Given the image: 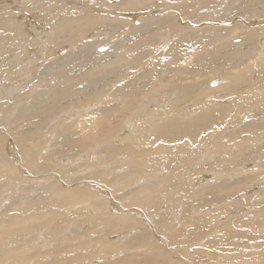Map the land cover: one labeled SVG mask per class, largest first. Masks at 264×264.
<instances>
[{"label": "rangeland", "instance_id": "obj_1", "mask_svg": "<svg viewBox=\"0 0 264 264\" xmlns=\"http://www.w3.org/2000/svg\"><path fill=\"white\" fill-rule=\"evenodd\" d=\"M4 1L9 5L18 6L13 4L10 0ZM39 1L40 0H23L21 5L22 8L26 6H30L31 8L37 7L35 10L31 11L35 14V17L39 19V16L47 14V11L44 9L42 13H40L41 15L39 14L40 5L36 4ZM120 1L122 2L124 0H115L116 5H118L117 3H120ZM161 1L163 4L166 1H168V3L163 5L160 4L162 3ZM173 1L174 0H150V2H147L148 5H145L148 7L158 5L157 8H160L150 15L154 18L153 21H158L160 18L163 19L165 16L170 15L171 12L169 11H177V14L174 15V30L181 24L185 26L186 31L193 30L196 32L194 24L190 26L188 25L189 22L182 23L177 19L181 15L179 12L183 5L181 6L178 4L176 5L177 7H173V5H170L175 3ZM205 1L208 3L209 0ZM179 2L182 4L184 2L190 4L194 3L193 5L198 7L196 0L195 2L194 0H179ZM107 3L110 4L111 2L107 1ZM196 6L190 8L184 7V11L182 10L184 15L185 13L187 14L188 11L189 14H193V17L198 18L202 13L204 16L213 13L212 11L210 13L207 8L204 10L201 7L196 9ZM168 7L170 9L169 11ZM201 9L202 11H200ZM51 11L52 13L56 12L53 8ZM198 12L200 13L199 16ZM207 12L210 14L206 15ZM150 16H148V18ZM1 20L10 24L19 22L17 17L7 16L5 11H0V21ZM115 23L116 25L113 24L114 26L112 23L100 24V26L102 25L101 29L105 28V30L98 38L111 41L113 46L119 44L121 46L120 49H114L113 52H116V56L117 54L120 56L121 54H119L118 51H124L128 54L131 62V54H133V51H130V49L133 44L137 42V38L145 40L144 36L139 32L135 33L136 35L134 34L137 38L132 36V28L133 26L136 27L139 25V20H134L133 24L127 22L118 26L117 24L119 23ZM234 23L235 21L224 24L220 23L218 25L222 27H231ZM218 25H215V27H219ZM201 26L205 25L201 24L198 27L200 28ZM49 28L50 30L52 29L51 27ZM129 29L132 33H129ZM204 29L206 30L203 32ZM30 31L34 32L31 28ZM199 31H202L203 34L205 33V36L201 32L199 33L200 35L197 34V36L193 37L195 39L194 41L185 38V40L183 39L181 41V44L184 43V47H187H185V51L182 50L183 46H181L182 49L178 47V51L176 52V54L178 53L179 55V57H176L177 63L184 61V57L188 58L191 54H194L191 55V57L196 55L194 58L196 61H200V58L205 56L206 49H208V53L216 54L219 50L225 49L228 41H231L230 39H233L232 43H236L237 40V36L235 37L237 31L234 34L231 33L227 38L219 32H217L219 34L210 32L207 27ZM211 34L212 36H209ZM203 36L204 38H202ZM89 37L87 38L88 40H84V42L86 41V45L89 44V42H94L92 41L94 40L92 35ZM159 41L157 42L160 43ZM203 41H205V43L208 42L207 45L209 47H204L205 43H202ZM212 41H215L214 44L211 43ZM185 42H192L195 44L187 45ZM229 44L231 43L229 42ZM154 46L152 45V47ZM170 46L171 43H168L163 48L169 49ZM52 47L59 49L56 45L50 44V42L48 45L44 41L45 50L46 48L52 49ZM82 47L83 43H79L78 48L74 50L70 49L72 53L75 55L77 54L78 57L76 60L71 59V57L56 60L57 56L54 55L53 52L47 51L46 54H44V52L41 51L42 57L38 58L36 62V64H38L37 72H44L42 73L43 77L41 75L42 80H40V82H46L47 86L53 84L54 81L72 85L70 91L73 92V90L79 89L78 91H81V95H85L82 97L84 98L83 103L86 104V108L82 106L83 103H80L81 101L78 104H73L74 101L71 100L70 102V100L65 99V94L64 96L58 95L55 97L59 108H61V106L69 107V105H72L70 106L72 109L78 107L76 112L78 114L69 121V118H67L66 124L68 125H72L73 122L78 121L79 117L87 119L93 115L91 113L93 112L92 110H96L97 108V111L101 108L103 111L106 110L105 112L101 110L103 114L96 113L93 115V117L95 116L98 120L103 119L107 115L117 116L115 112H118V116H120L123 114L122 111L124 106L133 101L131 97L127 96V91H131L133 88H142V86L145 88V84L141 79L143 77V79H145L147 75L149 77L145 80L146 82L148 79L150 80L152 76L150 82H154V80L156 82L155 78H157L160 73V75L163 76H166L167 72L171 74L176 64H168V61L159 59L160 69L157 68L158 66L156 65V69L154 67L156 71L151 69L153 67H147L145 64H143L140 69L131 70L128 67V61H124V63L123 60H121L123 62L121 66L120 59H117V57L115 58V52L108 54V56L95 57L92 55L93 53L90 47ZM190 47H193V49ZM196 47L198 50L200 49V51L196 50ZM202 47L204 48L201 49ZM211 48L212 50H210ZM96 49L101 51L110 50L111 47L109 44H106ZM65 50L66 48L60 50L58 56H60L63 51L65 52ZM263 54H261V56ZM92 57L100 61H96ZM159 57L160 55H156L155 59ZM64 59H66V61ZM155 59L147 60V62L149 64L154 61L157 62L158 59ZM253 61L256 62L257 60L255 61L254 58L252 62ZM261 61L258 65L259 69L256 68L258 66L251 63L253 64L251 68L243 69V71L239 70L240 72L237 71L238 69H230L229 71L231 72L229 73L231 77H226L221 81L211 80L209 83L212 84L213 87L217 86L213 91H203L198 95H195L196 93L191 91L192 96L186 101L187 103L185 102L186 104L184 103L182 105L183 107L181 106L182 109L179 106L177 109L170 110V113L163 112L164 114L162 113L160 118L152 119V117L149 118L147 116L152 109L150 110L148 108L149 106L144 107L145 101L143 100L144 102L142 104L133 107L132 110H135L127 115L133 118L135 115L139 114V116L144 118L146 122L144 121L143 123L144 129L142 128V134H140V137L137 139V137L132 136L129 132V134L124 133L122 135V133L116 130L110 131L107 136L110 140L109 144L112 142L110 148H108L111 151L105 149V147L97 141V136L93 137V139L91 138L87 142H82L83 137L75 134L74 129L68 131L66 133L67 135L63 137L59 132L61 128L55 130L59 125V127H61L60 123L56 126V123L54 124V129L50 134L46 128H32L33 120L30 121L28 119V121L25 119L23 122H18V125L21 126L20 129H13L9 126L7 123L9 115L7 114L15 113V111L12 110L13 107L18 104V102L15 104V98L24 92H32L31 87L37 81L36 75L24 89L21 87L19 93L12 95L10 98V100H12L9 105H7L8 109L6 108L4 113L0 116V128L2 127V130H0V154L2 159V161H0V264H142L144 261H147L149 264L150 262L148 261L150 260H145L144 258L147 257V255L151 257L156 248H161V250L164 249L163 251H165V256L167 258L166 264H178V260L180 262L182 261L181 264H184L183 261L185 257L187 258L186 263L188 264H212L213 262L214 264H264V173L261 172L264 170V162L261 161V163L260 160H257L259 163L256 164V162H252V164L244 162L245 160L243 161L246 149L249 155V149L246 147H250V144L253 146L251 148L253 151L260 148V146L262 148L264 147V123H259L256 130L250 129L245 131L244 129L246 123L249 124L251 121V123L257 121L259 115L260 119L264 122V100L261 97L264 93V71H261V69L264 70V60L262 63ZM105 63L106 65L111 63L110 67L114 65L112 67H114V70L117 72L122 71L120 72V78H118V76L116 77V79L118 78L117 80L115 78H110L109 81L104 82L106 85H102V89H100L101 94L99 95H90V93H86L91 90V85L87 81H94L95 83L93 82L92 84H96V82L103 83V80L99 78V74L101 72L103 76L101 66ZM260 64H262V66ZM124 65H126L125 68L123 67ZM163 65L164 69L161 68ZM131 66L134 65L131 64ZM168 68H170L171 71ZM53 70H55L54 73ZM149 70H153L154 73H158L157 71H159V74L150 73V77L147 73ZM133 71L134 73H132ZM143 71L146 72L144 73ZM247 71L250 72L248 73ZM63 72L67 73V75L65 76V73L63 75ZM142 72L146 76H144V74L142 76ZM51 73L55 75L51 76ZM244 73H246V75ZM133 74L137 75L135 76ZM140 75L141 77H139ZM83 76H86L84 80ZM198 77V79L202 81H205L207 78L204 75ZM134 79H136V81ZM48 80L51 83H48ZM124 80L128 81L125 82ZM138 80L142 83L137 84L136 82H139ZM122 83L124 84L123 86ZM157 85L160 87V83ZM125 87H127V89ZM97 89L98 88H96L95 91H97ZM208 93L210 95L206 99L208 96L206 94ZM141 94L142 93H140V95ZM211 96L215 97H213L214 100H211L213 99ZM196 98L198 100H196ZM216 98H219V100ZM141 99L143 98L141 97L140 100ZM191 99L194 102H192ZM255 99L257 101H255ZM52 100L53 98L51 101ZM38 101V105H42L40 98ZM197 101L198 103H196ZM205 101H208V103ZM253 101L254 104L252 103ZM262 101L263 103H260ZM189 102L192 105L195 103L196 106L188 108L189 105L191 106ZM212 103H218L221 107L219 105H217L219 107L213 106ZM4 105L0 103V106L3 107ZM91 105L94 107L93 109ZM222 105L224 106L223 108L231 109L227 117L233 116L232 119H226L223 125H217L215 122H212L203 127L200 132H198L199 130L193 131V129H191V131L184 129L185 132L177 138L174 137L176 139L173 140L158 137L159 130L165 122L174 121V126L177 125V127L187 128L190 122H193L191 121L193 118H198L196 116L203 114L205 111L215 113L218 109L220 110L222 108ZM48 107L49 105L47 104V108H44L46 111L43 112L47 114L50 113ZM246 107H254L253 111L255 114L252 112L254 114L252 117L248 116L249 112ZM213 108L214 110H212ZM234 108L236 109L235 112L233 111ZM79 110L82 111V113H79ZM95 110L93 113H95ZM261 110H263V113L260 112ZM119 111H121V114H119ZM175 111H178L177 113L180 112L182 117L186 119L191 118V120L187 119L188 121L185 124L186 121H181V115L179 119L178 115L175 120ZM197 112L200 113L198 114ZM104 113L107 115H104ZM192 113L194 115L197 114L192 116ZM79 114H85L87 116L83 117ZM145 116L148 118H145ZM58 118L59 117L56 119ZM201 118H203V116ZM43 119H45L44 116L36 122L40 124ZM82 119L80 120L81 122L84 120ZM233 119H235V121L232 125L231 120ZM14 121L16 120L14 119ZM63 121L64 119L60 122ZM120 125L123 126V124L119 122L117 126ZM97 132L98 131H95V134L91 133L90 136H95ZM191 132H195L196 134H194L196 137H193V135L190 136L189 134H191ZM125 137L127 139H123ZM85 143L86 146L84 147ZM238 148H240L241 151ZM242 150L245 151L243 152ZM237 151L239 156L243 158L241 159V163L236 162V164L232 162V154H237ZM89 153L91 154L89 155ZM249 157L248 159H250ZM252 157L255 158L254 156ZM226 158H228L227 160L229 161H227ZM216 161L218 162L216 163ZM246 165L248 169L253 165H257L259 168L257 166L253 168L255 169L254 173L253 171H248L246 174L241 175L239 174L240 171H238L237 175L236 173L234 175L236 170H239L241 167L245 168ZM97 171L98 174H93L97 173ZM227 172H231L229 173L230 175L224 174ZM218 173L220 175H218ZM223 174L226 176H222ZM214 175H216V180L213 179ZM84 180L92 184L88 185V183L83 182ZM251 187H254V190ZM101 188L108 190L106 197L102 193ZM110 192H112V195H110ZM255 192H258L257 195L251 198L252 195L256 194ZM164 226L167 228L169 227V229L174 228L173 230H177L180 234H173L172 232L171 234H165L164 231L163 233L160 230V227ZM160 242L163 245H159ZM191 244L193 247L189 249L188 247L191 246ZM183 251H187L185 252L186 255ZM190 252H194L196 255L188 256ZM130 258L133 260V263L129 262ZM205 260L209 263L207 261L204 262ZM211 261L212 263H210ZM147 263L145 262L144 264ZM158 264H165V262Z\"/></svg>", "mask_w": 264, "mask_h": 264}, {"label": "bare ground", "instance_id": "obj_2", "mask_svg": "<svg viewBox=\"0 0 264 264\" xmlns=\"http://www.w3.org/2000/svg\"><path fill=\"white\" fill-rule=\"evenodd\" d=\"M10 1H12L13 4H16L18 6L9 5L8 3H6V1L0 0V11H5V14L9 17H17L19 22L15 23V24H10V23H7L3 20L0 21V30H1V34H0V103H3V105L4 104L6 105V106L4 105L3 107L0 106V116L4 113V111L7 108V105H9L10 101L12 100V99L10 100L12 95L19 93V89L21 87H23V89H24V87L26 85H28L37 75V81L31 87L32 92H30V93L24 92L21 95L17 96L15 98L16 99L15 104H16V102H18V104L15 107H13V109H12L13 111H15V113L13 112L11 114H7V115H9L7 123L13 129H15V128L20 129L21 126L18 125L19 124L18 122L19 121L23 122L25 119L26 120L28 119L30 121L33 120L32 121V125H33L32 128H34V127H37L36 129L46 128L50 134V133H52V130L54 129L53 128L54 124L56 123L55 124V126H56L58 123H60L61 127H59L60 125L58 124L59 126L55 130H59L61 128V131H59V132H60V134H62L63 137H65L67 135L66 133L68 131H72V129H74L75 134L80 135V137L81 136L83 137L82 142H87L91 138L93 139V137L97 136V141L100 142L103 145V147H105V149L110 150L108 148H110L112 142L109 144L110 140H109V137L107 136V134L110 131L116 130V131L122 133V135L124 133L129 132L132 136L137 137V139L140 137L139 135L142 134L143 123L145 121L144 118L142 116H139V114L135 115V117H133V118L131 116L130 117L127 116L135 110V109L132 110V108L136 107V105L139 106L140 104H142L145 101L144 107L149 106L148 108L150 110L152 109V111L149 112L148 115L147 114L146 115L149 118L152 117V119L160 118V116L163 112H167V113L169 112L170 113V110L177 109V107H179V106L181 108V106L186 101H188V99L191 98V96H192L191 91H193V93H196L195 95H198V94H200V92H203V91H205V92L213 91V89H215L217 86L213 87V85L210 84L209 82L211 80H220L221 81L222 79H224L226 77L227 78L231 77V75L229 73V72H231V71H229L230 69L233 68L236 70L238 69L237 71H239V70L243 71V69L251 68L253 64L255 66H258L260 61L264 60V54H263L264 53V0H209L208 3L205 0H196V4L198 5V7L196 5H193L194 3L190 4L188 2H184L182 4L179 2V0H176V1L174 0L173 2H175V3L170 4L171 6L173 5V7H177L176 5H178V4H180L181 6L183 5L180 9V12H179V13H181V15L179 14L180 17H178L177 19L179 21H181L182 23L183 22L184 23L189 22L188 25H190V26H192L194 24V26H195L194 28H195L196 32L193 30L192 31H189V30L186 31L185 26L181 25V24L179 25L178 28H176L174 30V28H175L174 15L177 14V11H169L170 10L169 7H168V11L171 12L170 15L165 16L163 19L160 18V20H158V21H153L154 18H152V16H150V15L153 14L155 11H157V9H160V8H157L158 5H153V6L149 5L150 7H148L147 2H150V0H124L122 2L120 1V3H117L118 5H116L115 0H40L39 2L36 3V4L40 5L39 14L42 13L43 9L47 11V14L43 15V16H39V19L36 18L35 14L31 11V10H35L37 7L31 8L30 6H28V7L26 6V7L22 8L21 3H23V0H10ZM107 1H109L111 3L108 4ZM194 2H195V0H194ZM165 3H168V1H166ZM165 3L163 4V2H162L160 4L165 5ZM145 4H147V5H145ZM195 6H196V9L199 7H201L203 10L205 8H207V10L210 13H211V11L213 13L210 14L209 12H207L206 15L210 14L208 16H204V15H202L203 14L202 13L201 14L202 16H201L200 13L198 12V16L200 15L198 18L193 17V14H189L188 11H187V14L185 13V15H184V13H183L184 7L190 8V7H195ZM47 7H49V8H47ZM52 8L55 9L56 12L52 13V11H53V10L51 11ZM172 8H171V10H172ZM192 9H194V8H192ZM196 9H194V10H196ZM202 9L200 11H202ZM165 12H167V11H165ZM148 16H150V17L148 18ZM37 17H38V15H37ZM137 19L139 20V25H137L136 27L133 26V28H132L133 33L130 32V29H129V33H132L133 34L132 36L135 37V35H136L135 33L139 32L140 34H142L144 36L145 40H143L142 38L138 39L137 37H135V38H137V42L135 44H133L132 48L130 49V51L131 50L133 51V54H131L132 55L131 62L129 60L128 54L122 50L118 51V53L121 54L120 56L118 54L116 56V52L114 51L115 52V54H114L115 58L117 57V59L118 58L120 59L119 61L123 60V62L128 61V65H129L128 67L131 70L140 69V67L143 64H145V66H147V67H153L151 69L154 70V67L156 65L158 66V67L156 66L157 68L160 67L159 59L160 60L163 59V61H168V64L169 63H171V64L176 63L175 67H174V71H172L171 74H170V72H167L166 76L165 75L163 76V75H160L161 73L159 74V71H157L158 73H154L153 70H149L147 72L149 75H150V73L151 74L154 73L157 75L159 74V76H158L159 78L156 76L158 79L154 77L156 79V82H155V80H154V82H150V80H152L151 78L153 77V76L151 77V75H150V77H151L150 80L148 79L146 82L145 80L149 76L148 75L146 76L144 74L146 71L145 72L143 71L144 73L142 72L141 74H142V76L144 74V76H146V78L143 79L144 78L143 77L141 80H143L142 82L145 84V88H143V86L141 85L142 88H133L131 91L129 90L126 92L127 96L131 97L132 98L131 100H133V101H131L130 104L124 106V109L122 108L123 114H121V111H119L120 112L119 114H121L120 116H118V112H115V114H117V116H115V115L114 116H108L107 114L104 113V115H107L108 117L106 116L103 118L100 115L103 119L98 120L95 116L93 117V115H95L96 113L100 114V113H102L103 110L101 108L97 111L98 108L95 110V109H93L94 107L91 105L92 109H93L92 111L94 112V110H95V113L91 112L93 115L90 116V114L88 113L90 117H88L87 119L83 118L84 119L83 120L82 117H79V120L73 122L72 125L66 124L67 118H69L68 119V121H69L70 119H72V117H74L78 114V113H76L78 110L77 109L78 107H75L74 109H72V107H70L72 105H69V107L61 106V108H59L58 103H56L57 99L55 100V97L58 95L64 96V94H65V99L70 100V102H71V100L74 101L73 104H75V103L78 104L80 101H81L80 103L84 102L83 97L85 95H81V91H78L79 89H77L75 91L73 90V92L70 91L72 85H67L65 83H64L65 84L64 85L63 83L54 81L53 84L47 86L46 82L45 83L40 82V80H42L41 75H42V73H44V72H42V73L37 72L38 71V68H37L38 64H36V62L38 61V58L42 57L40 52L43 51L44 54H46L47 51L48 52L51 51L54 53V55L57 56L56 60H60L63 58H70V57H71V59L76 60L78 56H77V54L75 55L74 53H72L71 50L78 48L79 43H83V47H90L91 48L90 50H92V53H93L92 55H94L95 57L96 56H104V55L108 56V54L114 53L113 52L114 49H120L121 46L119 44L118 45L116 44L113 46V43L111 41L98 38L99 35L102 34L105 30V28L101 29L102 25L100 26V24L112 23V25L113 24L116 25L115 22L119 23V24H117V26L120 24L123 25V23H127V22H129V24H133L134 20H137ZM234 21H235V23L231 27L230 26L229 27H222V26L218 25L220 23L224 24V23L234 22ZM201 24L205 25V26H201L199 28L198 26H200ZM215 25H218L219 27H215ZM49 27H51L52 29L50 30ZM116 27H115V29H116ZM204 27H207V29H209L210 32H214V33L219 32V33L223 34L225 36V38L229 37L231 35V33L234 34L237 31V33H236L237 35L235 34V37L237 36L236 43L233 42L234 43L233 44L232 43L233 39H230L231 41H228L227 45L224 44V45H226L225 49L219 50L216 54L215 53L211 54L210 52L208 53L207 52L208 49L205 48L207 51L204 50L206 52L205 56H203V57L200 56L201 57L200 61L199 60L196 61V59H194L196 55L191 57V55H194V54H191V55H189L188 58L184 57V61L177 63L176 57H179V55H178V53L176 54V52L178 51V47L182 49L181 46H183L182 50H184L185 47H187V46L184 47V45H183L184 43L181 44V41L184 38L187 40H191V41L193 40L194 41L195 39L193 37H195V36H197V34L201 33L202 31H199V30L203 29ZM30 28L32 30H34V32L30 31ZM205 30L206 29H204L203 32ZM107 32H110V31H107ZM203 32H202V34H203ZM49 33H50V35L48 37ZM214 33H212V34H214ZM219 33H217V34H219ZM179 34H180V36H179ZM202 34H201V36H202ZM212 34L209 36H212ZM90 35H92V38L94 39L92 41H94V42L93 43L89 42V44L86 45V41L84 42V40L87 39ZM203 35L205 36V33ZM204 36L202 38H204ZM216 38H218V37H216ZM212 40H213V37H212ZM44 41L48 45H49V42H50V44L56 45V47H58L59 49H55L52 47V49L46 48V50H45ZM157 41H159L160 43H158ZM215 41H212L211 43L214 44ZM229 42L231 44H229ZM168 43H171L170 48L169 49L163 48ZM185 43H187V45L195 44L192 42L191 43L185 42ZM202 43H205V41H203ZM106 44H109V46L111 47L110 50L108 49V50H102L101 51V50L96 49L97 47H102ZM207 44H208V42L205 43L204 47L208 46ZM152 45L153 46L155 45V46L152 47ZM219 45H220V43H219ZM224 45H222V46H224ZM69 46H71V47H69ZM197 47H196V50H198ZM204 47H202L201 49H203ZM63 48H66L65 52L63 51L64 53L62 52V54L60 56H58V53H60V50H62ZM190 48L193 49V47H190ZM210 50H212V48ZM126 51H127V49H126ZM198 51H200V49ZM213 51H216V50H213ZM201 53H203V52H201ZM261 54H263V55L261 56ZM156 55H158V56L160 55L159 58H156V59H158L157 62L154 61V62L149 64L147 62V60L155 59ZM175 55H177V56H175ZM92 58H94V57H92ZM254 58H255V61L257 60L256 62H254V61L252 62V60ZM86 59H87V56H86ZM94 59L96 61L98 60L97 58H94ZM64 60L66 61V59H64ZM98 61H100V60H98ZM115 61H116V59H115ZM262 61H261V63H262ZM123 62L121 61V66H122ZM117 63H120V62H117ZM251 63H253V64H251ZM68 64H71V63H68ZM131 64H133L134 66H131ZM110 65H111V63H109V65H106V63H105V64H103V66H101V69L103 70L102 71L103 76L100 72L99 78H101L103 80L102 84L100 82L99 83L96 82V84H92L94 81H87L91 85V90L87 91L86 93H90V95L91 94L92 95H99V94H101L100 89H102V85L103 86L106 85V84H104V82L109 81L110 78L116 79V77H118V76H119L118 78H120V72H122V71L117 72L114 70V67H112L114 65H112L111 67H110ZM260 65L262 66V64H260ZM22 66H24V67H22ZM125 66L126 65H124L123 67L125 68ZM156 67H155V69H156ZM161 68L164 69V65L161 66ZM256 68L259 69V66ZM168 69L171 71L170 68H168ZM55 70H53V73ZM150 71H152V72H150ZM154 71H156V70H154ZM261 71L263 72L264 70L261 69ZM57 72H59V71H57ZM247 72L249 73L250 71H247ZM262 72H261V74H262ZM64 73L65 72H63V75H64ZM132 73H134V71ZM135 73H138V72H135ZM244 74L246 75V73H244ZM261 74H260V76H261ZM52 75L53 74L51 73V76ZM66 75H67V73H65V76ZM133 75H135V74H133ZM203 75L207 77L205 81L198 79L199 78L198 76L201 77ZM242 75H243V72H242ZM124 76H125V74H124ZM162 76H163V78H162ZM234 76H236V75H234ZM42 77H43V75H42ZM85 77L83 78V80L85 79ZM139 77H141V75ZM134 80L136 81V79H134ZM50 81H51V79H50ZM50 81L48 80V83ZM126 81H128V80H126ZM142 82L139 81L136 83L138 84V83H142ZM158 83H160V87H158V85H157ZM234 83H236V82H234ZM259 84H261V83H259ZM123 85L124 84L122 83V86ZM220 87H219V89H220ZM96 88H98L97 91H95ZM125 88L127 89V87H125ZM28 89H30V88H28ZM140 93H142V94L140 95ZM122 94H124V93H122ZM105 95H106V93H105ZM206 95H208L206 97V99H207L210 94L208 93ZM38 96L42 101V105H38V103H37V102H39ZM141 97L143 99L140 100ZM201 97H204V96H201ZM211 97L213 98L214 96H211ZM261 97L264 100V93ZM52 98H53V100L51 101ZM214 98L211 100H214ZM259 98H258V101H259ZM196 100H198V99L196 98ZM217 100H219V98ZM191 101H192V99H191ZM255 101H257V100L255 99ZM192 102H194V101H192ZM205 102L208 103V101H205ZM196 103H198V101ZM203 103H204V100H203ZM252 103L254 104V101ZM252 103H251V105H252ZM260 103H263V101ZM47 104L49 105L48 109L50 111V113H48V114L43 112V111H46V110H44V108H47ZM85 105L86 104H84V103L82 104V106H84V107H85ZM205 105H206V103H205ZM212 105L217 106L219 104L218 103H216V104L212 103ZM184 106H186V105H184ZM195 106L196 105L194 103L193 105L191 104V106L189 105L188 108H191V107L193 108ZM219 106H217V107H219ZM223 107L224 106L222 105V108L220 110L218 109L216 112L214 111L215 113L208 110V111L212 112L213 114L205 111L203 114L196 116V117H198L197 119L193 118L194 120L193 119L191 120V118H187V119H190L191 121H193L192 123L190 122V125L187 128L177 127V125L174 126V121H167L164 123L162 128H160L159 133H158V137L173 140V139H176L178 136H181V134L183 132H185L184 129H188V130L193 129V131L199 130L198 132H200L203 129V127L209 125L212 122H215L217 125H223V123L226 121V119H228V118L232 119V117H233V116L227 117L231 109L223 108ZM253 108L252 107L247 108V111L249 112L248 116L252 117L255 114V112L253 111L254 110ZM103 109H104V107H103ZM212 110H214V108ZM235 110L236 109L234 108L233 111L235 112ZM105 111L106 110H104L103 112H105ZM262 111L263 110H261L260 112L263 113ZM177 112L175 113V115H177V116L174 115L175 120L178 117V115H179L178 119L180 118V115H181L180 112H179L180 114ZM252 112H254V114ZM79 113H82V111L79 110ZM197 113L199 114L200 112H197ZM125 114H126V116H125ZM173 114H174V111H173ZM79 115H81V114H79ZM109 115H111V114H109ZM195 115L193 114L192 116H195ZM43 116L45 117V119H43L40 122V124L37 123L36 121ZM81 116L84 117L87 115L82 114ZM202 116H203V118H201ZM57 117H59V118L56 119ZM148 117L145 116V118H148ZM251 117H250V119H251ZM80 118L83 120L82 122L80 121L81 120ZM234 118H235V116H234ZM14 119L16 121H14ZM62 119H64V121L60 122ZM187 119L182 117V115H181V121H186L185 124L188 121ZM257 119H258L257 121H254V120H256V119H254L253 123H251L252 121L249 124L244 123L245 124L244 125L245 131L250 130V129L256 130L259 126V123H264L262 121V119H260V115H259V118L257 117ZM231 121H232V125H233L235 119H233ZM119 122H120V124L122 123L123 126L122 125L117 126V124H119ZM1 128H0V130H2ZM117 128H119V129H117ZM260 130H261V128H260ZM95 131H98L97 134L95 136H90L91 133L95 134L94 133ZM194 133L191 132V134H189V135L190 136L193 135V137H196V135H195L196 133L195 134ZM197 135H198V133H197ZM174 137H176V138H174ZM123 139H127V138L125 137ZM85 146H86V143H85L84 147ZM246 146H248V145H246ZM252 147L253 146H251V144H250V147H246L249 149V155L247 154V149H246V151L242 150L243 152L244 151L246 152L244 156L245 157L247 156L246 158L244 157L243 161L245 160L244 162H246V163L256 162V164L259 163V161L257 162V160H260V162L261 161L264 162V147L262 148L260 146V148H257L254 151H253V149H251ZM238 149H240V148H238ZM244 149H245V146H244ZM238 151L236 152L237 154H238ZM240 151H241V149H240ZM83 152H85V151H83ZM233 152H235V151H233ZM81 154H83V153H81ZM90 154L91 153H89V155ZM229 154H230V151H229ZM237 154H235L236 156L234 154H232V156H233L232 162H235V163L240 162L241 163V161H242L241 159L243 157L241 158V156H239V154L238 155ZM252 156H254L257 159L253 158ZM248 157L250 159H248ZM227 159L228 158H226V160ZM0 161H2L1 154H0ZM227 161H229V160H227ZM217 162L218 161H216V163ZM226 165H227V163H226ZM219 166H220V164H219ZM223 166H224V164H223ZM248 166H249V164H248ZM248 166L246 165L245 168L241 167V168H239V170H236V171L234 170L235 171L234 175H235V173L237 175L238 171H240L239 174H241V175L246 174V172H248V171H253V173H254L255 169H253V168H256L257 165H255V166L253 165L249 169L247 168ZM218 167H216V168H218ZM256 170H258V169H256ZM261 172L264 173V170H262ZM229 173H231V172H229ZM229 173L227 172L224 174L227 175ZM93 174H98V171H97V173H93ZM224 174L222 176H226ZM218 175H220V174L218 173ZM252 175H254V174H252ZM218 178H220V177H218ZM213 179L216 180V175H214ZM260 179H262V178H260ZM88 180H90V179H88ZM256 181H258V180H256ZM83 182L88 183V185L92 184V183L87 182L86 180H84ZM98 190H100V189H98ZM101 190H102V193L106 197L108 190L103 189V188H101ZM97 192H99V191H97ZM258 192H259V190H258ZM102 193H101V195H102ZM257 193L256 194L253 193L254 195H252L251 198L256 196ZM110 195H112V192H110ZM254 208H255V206H254ZM130 214H131V212H130ZM141 216H142V214H141ZM171 229H169V227L167 228L165 226L160 227V230L162 232L164 231L165 234L166 233L171 234V232L173 234L179 233V232H177V230H175L176 231L175 232L173 230L174 228H171ZM160 230H158V231H160ZM201 233H202V231H201ZM196 234H197V232H196ZM180 243H182V242H180ZM159 245H163V244L160 242ZM165 247H167V246H165ZM190 247H193L192 244L188 248L190 249ZM163 250H161V248L160 249L156 248V250L154 251V254L152 255V253H151V255H152L151 257L147 255V257H145L144 259L150 260L148 262L153 263V264L164 263V262L166 264V261H167V258L165 256L166 253ZM185 252H187V251H185ZM185 252H184V254H185ZM194 255H196L194 252H190L188 254V256H194ZM173 256H174V254H173ZM175 256H176V254H175ZM42 257H44V256H42ZM131 258H130L129 262L133 263V260H131ZM23 259H24V257H23ZM186 259H187L186 257H185V260L182 259V260H184L183 261L184 264H188V263H186ZM64 261H65V259H64ZM74 261H75V259H74ZM135 261H137V260H135ZM178 261H177V263L181 264L182 261L181 262L180 261L178 262ZM206 261L207 260H205L204 262H206ZM145 262L147 263V261H144V262H142V264H144ZM210 263H212V261ZM138 264H140V263H138ZM212 264H214V262Z\"/></svg>", "mask_w": 264, "mask_h": 264}]
</instances>
